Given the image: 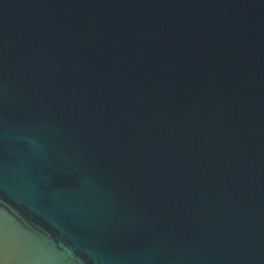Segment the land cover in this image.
Here are the masks:
<instances>
[{
	"label": "water",
	"instance_id": "1",
	"mask_svg": "<svg viewBox=\"0 0 264 264\" xmlns=\"http://www.w3.org/2000/svg\"><path fill=\"white\" fill-rule=\"evenodd\" d=\"M0 264H264V0H0Z\"/></svg>",
	"mask_w": 264,
	"mask_h": 264
}]
</instances>
